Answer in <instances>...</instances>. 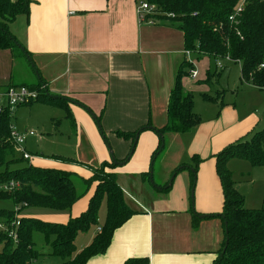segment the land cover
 Returning a JSON list of instances; mask_svg holds the SVG:
<instances>
[{
	"label": "crops",
	"instance_id": "1",
	"mask_svg": "<svg viewBox=\"0 0 264 264\" xmlns=\"http://www.w3.org/2000/svg\"><path fill=\"white\" fill-rule=\"evenodd\" d=\"M138 3L139 0H33L29 14L19 15L10 25L11 33L28 53L21 49L0 50V89L42 82L50 95L69 99V113L50 102L37 101L61 108L64 117L72 121L76 154L64 150L67 154L51 155L50 166L55 168L88 177L87 167L112 159L121 163L129 155L132 142L117 133L138 132L132 156L115 169L126 200L138 213L115 230L105 253L91 257L86 264H123L131 257H149L150 264H213L225 238L223 221L217 216L223 211L224 195L216 154L262 127L264 112L255 115L244 109H252L253 105H222L219 100H205L203 94L215 95L200 88L204 103L194 108L201 123L186 133H165L163 149L152 163L161 140L156 130L167 124L179 66L190 59L196 68L201 57L209 56L187 55L184 32L171 22L152 18L150 23L141 24ZM205 67L197 69L198 76L193 80L210 72V66ZM183 79V88L193 91L191 83ZM20 107L23 106L17 107L15 116ZM54 115L59 117V113ZM60 127L59 119L55 131ZM26 131L30 130L23 132ZM102 133L110 148L103 142ZM37 136L28 135L26 141ZM86 138L94 139V149L81 148ZM56 156L77 160L84 166L63 162ZM198 158L202 160L192 187L193 164L189 162ZM240 160H229L228 167L233 177L240 170L241 178L234 180L238 191L244 193L243 180L250 178V165ZM181 166L189 168L176 174L168 193L151 187L142 178L143 173L152 170V180L163 186ZM72 179H78L72 181L79 198L70 210L30 208L31 212L24 215L65 223L84 212L93 187L88 191L79 176ZM105 205L99 212L100 226L107 214ZM193 208L202 215L215 216L204 217L195 227ZM97 233L98 227L80 233L77 250L91 244Z\"/></svg>",
	"mask_w": 264,
	"mask_h": 264
},
{
	"label": "trees",
	"instance_id": "2",
	"mask_svg": "<svg viewBox=\"0 0 264 264\" xmlns=\"http://www.w3.org/2000/svg\"><path fill=\"white\" fill-rule=\"evenodd\" d=\"M145 1L174 15L170 20L173 24L178 23V28L184 32L185 51L194 52L198 56L214 57L216 60L228 57L233 62L240 63L242 82L264 91V67H261L264 65V0H246L243 11L235 21H231L230 16L242 0ZM32 2L33 0H0V50L21 49L28 53L11 33L10 25L19 15L29 14ZM180 67L170 95L167 124L156 130L161 140L152 155V163L163 149L165 133H186L202 121L194 111L193 93L183 88V78L194 65L185 60ZM28 86L40 91L37 101L50 102L69 113V99L50 95L42 82ZM202 97L208 101L219 100L206 93ZM220 104L223 105V102ZM13 116L14 113L8 109L0 113V200H12L18 211L0 208V223L9 227L14 225L17 240H13L8 232L0 230V244L3 245L0 264H30L38 259L40 252L35 248L33 240V233L36 231L43 233L48 241L50 237H54L51 255L62 258L63 262L60 264H86L91 257L105 253L115 230L138 213L126 200L115 171L132 156L138 132L117 133L119 137L132 142V149L124 161H105L98 167H87L90 176L84 177V181L88 185V191L93 187L88 206L80 215L59 223L24 215L21 211L25 208L70 210L79 198L70 178L73 171L32 163L11 169L10 163L24 159L16 157L15 143L11 138ZM56 158L79 167L84 166L77 160L59 156ZM233 158L247 160L253 167L263 166L264 128L255 131L249 139L245 136L239 138L216 154V168L224 195L223 211L217 216L223 221L225 238L213 264H264V200L261 208L246 207L244 196L235 187L233 173L228 167L229 160ZM201 160L198 158L190 168L192 187L195 185ZM182 168L189 166L176 168L173 174L176 176ZM151 171L143 173L142 178L161 192L168 193L173 181L163 186L153 183ZM13 180L19 181L21 187L13 190L3 188ZM104 201L107 214L101 230L91 244L78 252L77 236L100 226L99 212ZM192 215L195 227L204 217L210 216L202 215L194 208ZM212 216L215 215L210 217ZM17 221L20 223L18 226ZM123 264H150V259L131 257Z\"/></svg>",
	"mask_w": 264,
	"mask_h": 264
},
{
	"label": "rangeland",
	"instance_id": "3",
	"mask_svg": "<svg viewBox=\"0 0 264 264\" xmlns=\"http://www.w3.org/2000/svg\"><path fill=\"white\" fill-rule=\"evenodd\" d=\"M172 17H174L173 14L164 12L160 9H158V13L155 14L154 16L156 20L166 21V22L167 21L171 22L170 18ZM175 25H178V23H176ZM223 62L228 67L227 66L224 68L218 67L217 60L214 57H209V58L201 57L196 65V69H199L200 67L206 68L205 66L209 65L210 73L208 75L206 74L205 71L204 74L205 77L200 80L198 79L199 81L193 80V78L189 77V72L186 73V76L184 78L187 83H191L190 85L193 91L190 92L193 93L194 95V105H199V107L201 108L202 105L200 104L204 103L203 102L204 100H202L200 96V94L202 93H200L201 90L199 89L207 88V90H210V93L212 95H215L214 97H217L219 99L220 103L223 102V104L226 105L228 103L231 104L235 102L238 105H253L252 109L247 110V108H244L245 112L248 113L251 110V113L255 115L257 113L260 114L263 113L264 106L262 105H264V92L258 90V88H254L253 85L246 84L241 81L240 63L226 59H223ZM179 68L181 67L179 66ZM194 111H196L195 108ZM63 112L64 110H62L61 108L55 106H48L44 102H36L32 105L23 106L16 111V116L14 114L12 120L13 124H15L21 130V132L25 131V129H28L30 131L33 130L37 133L38 136L28 139L24 144L28 152H30V154L32 155L31 159L14 161L9 165L11 169L27 166L30 163H34L36 165H44L48 167H55V166H50L51 165L50 161L52 160L49 157L51 155L65 151L70 152L68 154H76L75 153L76 142L74 141L75 138L73 136V131L71 127L72 121L69 117H64L65 113ZM56 113H59V115H57L59 117H56L54 115ZM59 119L60 121H62V127H60L56 132L55 126ZM263 128H264V123L262 127H259L256 130L252 131V134H254L255 131L261 130ZM252 134L247 135L245 138L249 139L252 136ZM101 135L105 145L108 148H110L109 142L108 141L106 142L105 140V135L103 133ZM80 145L81 148H83L84 146H89L90 148L94 149V147H96V142L94 141L93 138L91 139L86 138V140L80 143ZM67 146H71L72 148L67 149L66 148ZM66 152L63 154H67ZM72 156L78 158L77 155H72ZM16 157L18 158L22 157V151L20 148L16 149ZM87 157L91 158L90 156ZM233 159H239V158H233ZM114 160L112 159L111 162H113ZM195 161L196 159H191L189 163L195 165ZM240 161H244L245 163L250 165L249 166L250 168L248 169L250 173V178L249 180L247 179L243 180L244 193H241L244 196L245 205L246 207L253 209L261 208L264 200V165L252 167L251 164L247 162V160L241 159ZM101 163H99L97 167L100 166ZM92 166L96 167V165L95 166L92 165ZM73 176L76 177L79 176L83 180V183H85L84 181L85 176L81 174L78 175L77 172H74L71 173V177H70L71 180H73L72 179ZM234 177L235 179L241 178L240 170H237L235 172ZM174 178H175V174L171 176L170 182H172ZM75 180L78 179H74L73 181ZM191 180H192V176H191ZM153 183L158 184L155 179L153 180ZM85 185L87 184L85 183ZM87 187L88 185L86 186V188ZM151 187H153V185ZM235 187H236V181H235ZM102 205H105V203L103 202ZM193 206L195 208V205ZM0 208L16 209V205L13 203L12 200H0ZM35 209H39L37 211H43V209L41 208H35ZM29 211L31 212L30 208H25L21 211V214H27ZM104 211L106 213L105 209ZM99 228L101 230V226L98 227V229ZM33 240L35 242V248L40 252V256L38 257V259L33 260V264H60L63 262L62 258L51 255V243L53 242L54 237H50V241H48L43 233L36 231L33 233ZM2 248L3 245L0 244V251L2 250Z\"/></svg>",
	"mask_w": 264,
	"mask_h": 264
},
{
	"label": "built area",
	"instance_id": "4",
	"mask_svg": "<svg viewBox=\"0 0 264 264\" xmlns=\"http://www.w3.org/2000/svg\"><path fill=\"white\" fill-rule=\"evenodd\" d=\"M246 0H242L240 4L236 7L233 15L230 16L231 21H235L240 13L244 9ZM137 12L139 17V22L142 23H150L152 18H154L152 15H155L158 13V8L155 5H152L148 3L145 0H141L138 3L137 6ZM187 55L195 54L191 51H185ZM226 60H230L228 57L224 58ZM188 62L194 64L192 60H187ZM217 66L223 68L224 62L222 58H219L217 60ZM261 67H264L262 64ZM189 76L191 78H196L198 76V70L195 68L190 70ZM40 91L32 88L28 85H11L4 89H0V113L8 109L12 113L15 112L17 107L24 106V105H30L33 102L37 101L39 99ZM35 136L36 132L26 131V132H20L13 124L11 125V138L15 143L16 149L20 148L22 151V157L24 159H31L32 155L27 151L24 144L26 143V137L27 136ZM21 187V183L19 181H11L9 184L4 185L3 188L6 190H13ZM17 210V209H15ZM18 211V210H17ZM20 223L17 221L16 225L18 226ZM0 230L6 231L9 233V235L13 238V240H17V233L14 229V225L12 227L6 226L4 223H0ZM100 231V228L98 229ZM33 264V261L30 263Z\"/></svg>",
	"mask_w": 264,
	"mask_h": 264
},
{
	"label": "water",
	"instance_id": "5",
	"mask_svg": "<svg viewBox=\"0 0 264 264\" xmlns=\"http://www.w3.org/2000/svg\"><path fill=\"white\" fill-rule=\"evenodd\" d=\"M137 140H138V135H137V138H136V142H137Z\"/></svg>",
	"mask_w": 264,
	"mask_h": 264
}]
</instances>
